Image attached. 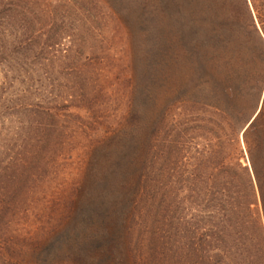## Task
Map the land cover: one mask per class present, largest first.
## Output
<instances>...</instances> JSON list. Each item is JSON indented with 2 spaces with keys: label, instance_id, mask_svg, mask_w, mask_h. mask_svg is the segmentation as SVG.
Returning <instances> with one entry per match:
<instances>
[{
  "label": "trees",
  "instance_id": "trees-1",
  "mask_svg": "<svg viewBox=\"0 0 264 264\" xmlns=\"http://www.w3.org/2000/svg\"><path fill=\"white\" fill-rule=\"evenodd\" d=\"M34 5L38 9L29 12L28 23L10 12L6 17L14 23L6 28L0 24V34L10 36L8 42L0 41V65L8 73L0 87V120L7 126L0 129V263H10L13 254L20 253L22 233H28L10 227L11 211L45 183L48 158L59 157L64 142L74 139L75 127L68 124L70 114L65 112L69 107H45L51 100L43 95L46 86L40 73L51 76L59 71L55 65H61L71 77L65 90L80 104L86 82L95 76L91 65L78 60L82 36L89 34L82 27L87 17L79 4L36 0ZM167 16L174 22L177 40L190 37L197 43L192 50L205 55L204 64L224 55L229 42L241 53L247 51L243 30H252L263 44L256 24L264 28V0H167ZM233 19L236 23L231 24ZM43 21L51 27H44ZM57 23L73 33L68 51L55 50L57 43L49 40ZM239 70H231L236 88ZM223 95L226 106L213 109L221 123H235L243 112H232ZM262 112L243 134L246 159L234 142L204 140L200 145L190 137L193 141L184 144L174 136L167 144L165 164L156 128L150 142L137 146L132 136L120 131L100 142L92 124H82V139L90 145H78V183L67 194L61 189L52 193L68 223L51 229L52 237L36 261L42 264L49 252H65L68 264H125L126 257L130 264H264V126L251 142L247 139ZM158 215L162 226L152 220Z\"/></svg>",
  "mask_w": 264,
  "mask_h": 264
},
{
  "label": "rangeland",
  "instance_id": "rangeland-1",
  "mask_svg": "<svg viewBox=\"0 0 264 264\" xmlns=\"http://www.w3.org/2000/svg\"><path fill=\"white\" fill-rule=\"evenodd\" d=\"M35 1L0 0L1 26L6 28L11 22L14 23L15 20L10 21L6 17L10 12L14 19L17 16L24 19L25 24L28 23L31 19L29 12L35 13L38 9L34 5ZM70 1L79 4L85 13L84 17H87L82 27L88 29L89 34L82 36L84 45L78 60L91 65L95 69V76L91 79L88 77L84 90L85 101L80 104L77 99H71L65 90L71 77L61 70V65H55L59 71H53L51 76L40 71V82L46 86L43 95L51 100V105L45 107H51L54 111L56 107H69L65 112L70 114L68 124L75 127V133L71 135L74 139L68 144L64 142L59 157L51 155L48 158L43 176L45 183L33 191L34 194L25 204L11 211L10 227L13 230L22 228L28 233H22L20 253L13 254L10 263L0 264H37L35 257L37 255L40 259L43 256L41 250L46 246L49 236L52 237L54 227L68 223L63 215L65 210L61 209L60 212L55 206L52 193L61 189L67 194L70 187L78 183V145H90L82 139V124H92L100 142L105 143L106 137L114 133L118 135L120 131V135L132 136L137 146L150 142V132L156 128V142L165 164L167 144L170 145L174 136L184 144L191 140L190 137L200 145L204 140L226 144L234 142L246 159L243 134L261 110L263 112L256 128L247 135L248 141L251 142L255 131L261 125L264 126V28L259 24H256V29L262 36L263 44L258 42L252 30H243L247 34L244 40L248 42V50L241 53L233 42H229L225 54L218 53L220 57L210 61L209 65L210 62L204 64L203 53L192 50L197 48V43L192 44L190 37L177 40L174 22L167 16V0ZM195 1L198 3L200 0ZM234 21L231 24L236 23ZM45 22H42L44 27H51ZM61 27V24H55L49 40L57 43L55 50L62 52L70 49V36L73 33L69 27ZM59 29L65 31L59 33ZM3 39L6 42L10 40L8 32L5 36L0 34V41ZM45 39L41 38L42 45ZM244 48L242 46L241 50ZM58 56L59 53L53 60ZM70 62L75 66L74 61ZM239 66L243 68L241 71ZM232 69L239 70L237 77L241 83L238 88L234 86L236 81L231 80ZM6 75L8 73L3 72L0 65V87L2 77ZM225 76L229 78L222 84ZM226 88L228 91L224 90ZM223 93L232 112H243V117L239 116L235 123H221L213 109L225 103L221 101L224 99ZM133 96L137 97L135 102ZM232 96L234 100H231ZM61 114V111L58 112L59 117ZM0 123V129L7 127L3 126L6 122L0 120ZM198 127L201 129L197 131ZM158 157L161 159L160 155ZM241 162L245 165L243 159ZM53 208H56V212ZM159 217L152 220H157L162 226ZM74 223V226L78 225L77 221ZM39 228L42 230L39 231ZM172 231L173 227L169 229V232ZM138 239L141 242L143 237L139 235ZM63 253L50 255L49 252L43 257L42 264H68L64 261L67 255ZM125 264H130L129 257H126Z\"/></svg>",
  "mask_w": 264,
  "mask_h": 264
}]
</instances>
